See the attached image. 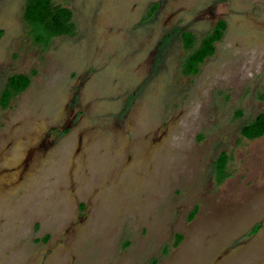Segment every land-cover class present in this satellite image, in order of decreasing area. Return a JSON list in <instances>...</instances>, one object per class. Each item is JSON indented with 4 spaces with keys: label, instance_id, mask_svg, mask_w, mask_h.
<instances>
[{
    "label": "rangeland",
    "instance_id": "374dc122",
    "mask_svg": "<svg viewBox=\"0 0 264 264\" xmlns=\"http://www.w3.org/2000/svg\"><path fill=\"white\" fill-rule=\"evenodd\" d=\"M24 1L0 0V93L30 80L0 108V264H264V136H240L264 113V0H53L76 33L42 45ZM218 21L182 75L180 34Z\"/></svg>",
    "mask_w": 264,
    "mask_h": 264
},
{
    "label": "trees",
    "instance_id": "16d2710c",
    "mask_svg": "<svg viewBox=\"0 0 264 264\" xmlns=\"http://www.w3.org/2000/svg\"><path fill=\"white\" fill-rule=\"evenodd\" d=\"M155 10V6L149 13ZM22 19L35 44H46L56 37H72L76 33L75 24L72 21L71 11L60 5H55L53 0H25ZM225 22L218 21L211 32L198 43L191 32L180 34L181 42L188 55L182 63L181 74L194 76L204 60L215 51V44L221 40L225 30ZM0 31V35H1ZM29 77L22 74H14L7 77L0 93V108L6 109L15 96L23 92L29 85ZM259 99L264 101V93L259 94ZM240 116V113L236 114ZM241 138L252 141L264 136V113L258 114L251 122L244 125L240 131ZM229 157L226 153H220L215 160V180L221 183L227 176L226 166ZM194 208L189 214L193 217ZM181 240L180 235L175 236L173 246Z\"/></svg>",
    "mask_w": 264,
    "mask_h": 264
}]
</instances>
